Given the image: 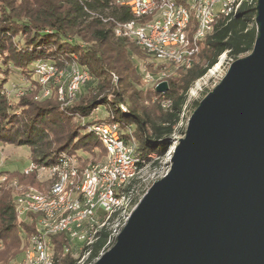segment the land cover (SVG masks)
<instances>
[{"label":"trees","instance_id":"1","mask_svg":"<svg viewBox=\"0 0 264 264\" xmlns=\"http://www.w3.org/2000/svg\"><path fill=\"white\" fill-rule=\"evenodd\" d=\"M255 4L256 0H241L233 16L219 18L202 38L191 66L179 67L176 75L163 78L168 83L167 91L157 92L154 87L146 90L148 95L171 100V108L165 110L159 104L146 107L133 100V95L142 92L135 87L139 73L134 57L144 59L148 54L134 40L114 32L115 22L133 18L128 6L114 0H0V143L28 145L33 162L52 163L58 153L65 151L85 163L89 155L105 154L101 140L86 128L92 123L116 121L123 138L136 141L142 137L150 144L147 148L137 143L138 172L150 162L158 164L176 139V126L195 81L214 67L222 55L233 61L252 50L257 35ZM152 60L146 62L148 71L153 63L163 65ZM41 62L67 68L77 63L86 67L91 77L80 85L73 100H59L55 88L49 96L36 99V94L45 88L34 78L36 64ZM12 73L31 81L14 100L5 89ZM199 101L200 98L191 102L193 109ZM98 108L106 114L96 120L88 118ZM116 111L127 120H118ZM31 176L32 172L6 174V178L15 177L26 184L28 177L33 181ZM12 191L11 185L0 183L1 264L21 259L27 237L35 229V223L17 218ZM121 191L129 210L145 188L136 174ZM115 216L113 212L102 218L94 240L80 251L79 258L64 252V234L52 235L55 264H79L83 257L87 262L94 261L106 249L108 226Z\"/></svg>","mask_w":264,"mask_h":264},{"label":"water","instance_id":"2","mask_svg":"<svg viewBox=\"0 0 264 264\" xmlns=\"http://www.w3.org/2000/svg\"><path fill=\"white\" fill-rule=\"evenodd\" d=\"M255 9L252 50L200 99L169 169L92 264H264V0Z\"/></svg>","mask_w":264,"mask_h":264},{"label":"built area","instance_id":"3","mask_svg":"<svg viewBox=\"0 0 264 264\" xmlns=\"http://www.w3.org/2000/svg\"><path fill=\"white\" fill-rule=\"evenodd\" d=\"M240 1L114 0L116 4L128 6L133 16L129 21L115 22L114 32L134 40L158 62L189 68L205 34L219 18L233 16ZM35 71L42 85L50 80L57 82L67 73L68 85L57 89L59 99L66 102L73 100L80 85L91 77L86 67L76 63L66 70L41 62L36 64ZM142 79L145 83L153 82L154 89L162 81L154 79L149 72ZM112 81L116 83V76L113 75ZM44 92L48 94V88ZM158 104L169 110L172 102L162 96ZM86 130L101 140L105 149L103 158L81 163L75 154L61 151L54 162L32 161L30 167L23 170L24 174L43 172L42 182L47 186L43 190L28 186L14 196L17 218L35 223L16 264H55L51 236L59 233L64 234V252L79 258L80 251L94 240L102 218L115 212L108 226L107 249L124 224L128 213L121 190L138 173L137 143L120 135L116 121L92 123ZM84 258L79 261L82 263Z\"/></svg>","mask_w":264,"mask_h":264},{"label":"rangeland","instance_id":"4","mask_svg":"<svg viewBox=\"0 0 264 264\" xmlns=\"http://www.w3.org/2000/svg\"><path fill=\"white\" fill-rule=\"evenodd\" d=\"M134 59L137 65L138 73H139L138 82L135 84V87L137 90H142V92L139 93L140 95L139 94L133 95V100L137 101L142 106H146V107H154L155 105L157 106L158 97L152 94L148 95L146 91L152 87L153 82L151 83L143 82V79H142L143 75L146 72H149L154 77V79L165 80L163 78L166 76L176 75L177 68L170 64H163V65L157 66V64L153 63L152 69L148 68L149 69L148 71L146 68L147 67L146 62L153 61L150 56L147 55L144 59H138L134 57ZM230 62L231 61H229V59L226 58L225 55H222L220 61L214 67L209 69L208 72L203 77L196 80L193 86L189 89L188 98H187L186 106L184 107V110H183L181 121L176 126V139L173 141V144H170L167 147L165 156L159 159L158 164L153 165L152 162H150L137 173V177L144 184L145 190L151 185L153 181L162 177L169 169L170 152L174 144L176 143L177 139L183 136V134L181 133V130L183 131L185 130L187 120L190 114L192 113V111L194 110L191 106V102L194 99H198V98L201 99L208 91H210L220 81V79L225 74ZM56 67L63 68L66 70L69 69L66 66H60V65H56ZM157 68H158V71L156 70ZM164 68L165 70L163 71ZM150 71H152V73ZM162 73H164L163 76H162ZM37 76L38 75H34V78H38ZM68 80H69V77L67 73L64 74V76L60 78L59 81L57 82L50 80L47 85L46 84L44 85L45 88L36 94L35 98L41 99V98L49 96L52 88H55L56 91L59 87L66 88V86L68 85ZM30 82H31L30 79L25 78V76L21 74H18V73L10 74L8 77V81L5 86V89L8 91V94L11 100H14L16 96L22 94L25 91L26 87L30 86ZM46 88H48L49 93L44 95L45 93L44 91ZM62 103H65V102H62ZM105 114L106 112L103 108H98L88 118L92 120H96V119L102 118ZM114 114L117 117V119L120 121L124 122L125 120H127V118L124 117L120 112L116 111ZM136 141H135L136 143L143 144L147 146V148H150L149 147L150 144L145 143L142 137L141 138L138 137ZM96 150L97 148L95 149V151ZM151 157L156 158V154L151 153ZM100 158H103V156L99 157L96 154H92V155H89L88 161H93V160L100 159ZM31 163L32 161L30 159V147L28 145L26 144L13 145V144L0 143V183L4 181L6 182V184L11 185L13 187V191H12L13 197L16 194H19L23 189H25L28 186L35 187L38 190H43L46 188L47 184L45 182H42L45 179V174L43 172H32L33 176L31 177L33 178V181L30 179V177H28L26 180L27 184L20 182L15 177L13 179L6 178L7 173L23 172L24 169L30 167ZM3 177H5L4 180H3ZM133 207L134 206H131L129 210H126L125 212L129 213V211H131ZM32 219L35 220L36 218L32 216ZM16 262L17 260L13 259L8 264H15ZM93 262L94 261L87 262L86 259L84 258L82 263L80 262L79 264H92Z\"/></svg>","mask_w":264,"mask_h":264}]
</instances>
